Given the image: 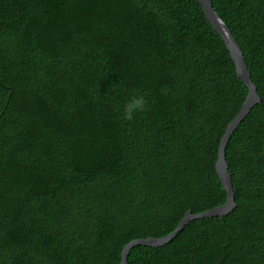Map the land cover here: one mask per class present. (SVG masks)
<instances>
[{"label": "trees", "instance_id": "16d2710c", "mask_svg": "<svg viewBox=\"0 0 264 264\" xmlns=\"http://www.w3.org/2000/svg\"><path fill=\"white\" fill-rule=\"evenodd\" d=\"M212 2L262 101L226 148L237 207L128 264H264V0ZM248 93L199 0H0V264H121L225 204Z\"/></svg>", "mask_w": 264, "mask_h": 264}, {"label": "water", "instance_id": "95a60500", "mask_svg": "<svg viewBox=\"0 0 264 264\" xmlns=\"http://www.w3.org/2000/svg\"><path fill=\"white\" fill-rule=\"evenodd\" d=\"M199 2L201 3L208 20L214 29L221 35L226 47L229 49L231 57L236 65L239 78L242 79V81H244V83L249 88L246 101L243 104L239 114L229 124L219 149L217 171L223 182L225 190L227 191L228 200L225 204L203 213L193 214L192 212H188L182 219L177 229L165 238H148L145 240H136L131 242L123 250L121 264H128L130 253L137 246L163 247L170 243L175 237H177V235L182 232L191 222L205 218L224 217L230 215L237 207L234 196L232 176L229 172V167L226 161V148L229 140L238 126L248 117V115L251 114L257 105L261 104L262 101L258 95L257 87L252 81V76L246 64L244 54L229 27L216 12L212 0H199Z\"/></svg>", "mask_w": 264, "mask_h": 264}, {"label": "clouds", "instance_id": "9594fccd", "mask_svg": "<svg viewBox=\"0 0 264 264\" xmlns=\"http://www.w3.org/2000/svg\"><path fill=\"white\" fill-rule=\"evenodd\" d=\"M147 107L148 100L146 94L140 92L130 93L120 108L121 118L131 122L138 113L146 111Z\"/></svg>", "mask_w": 264, "mask_h": 264}]
</instances>
